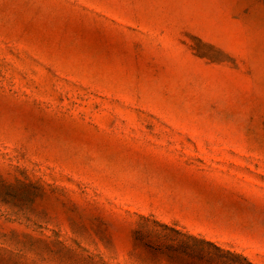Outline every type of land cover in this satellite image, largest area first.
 <instances>
[{"label":"rangeland","instance_id":"obj_1","mask_svg":"<svg viewBox=\"0 0 264 264\" xmlns=\"http://www.w3.org/2000/svg\"><path fill=\"white\" fill-rule=\"evenodd\" d=\"M155 222L264 264V0H0V264Z\"/></svg>","mask_w":264,"mask_h":264},{"label":"trees","instance_id":"obj_2","mask_svg":"<svg viewBox=\"0 0 264 264\" xmlns=\"http://www.w3.org/2000/svg\"><path fill=\"white\" fill-rule=\"evenodd\" d=\"M159 232L135 230L153 264H253L241 254L224 249L214 242L181 233L166 224L154 223ZM163 261V262H162Z\"/></svg>","mask_w":264,"mask_h":264}]
</instances>
